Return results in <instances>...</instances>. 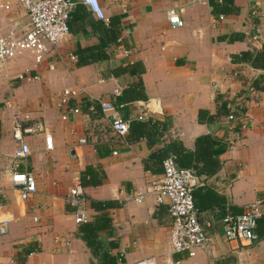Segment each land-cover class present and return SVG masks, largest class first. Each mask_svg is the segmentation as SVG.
<instances>
[{"label":"crops","instance_id":"0c3cea01","mask_svg":"<svg viewBox=\"0 0 264 264\" xmlns=\"http://www.w3.org/2000/svg\"><path fill=\"white\" fill-rule=\"evenodd\" d=\"M100 2L108 18L117 15L122 21L121 41L117 48L109 47L113 58L77 65L75 52L101 41L95 26L102 20L86 8L85 15L74 11L69 35L48 46L42 63H37L34 52L0 62V224H7L6 234L0 235V264H99L82 237L86 223L77 222L84 215L87 224L93 223L99 213L90 209L91 201L116 203L109 210L112 227L99 233L98 239L102 241L99 255L108 249L120 258L119 264L142 259L157 264H264V216L258 221L256 242H229L223 233L228 213L243 212L264 200V91L245 92L249 83L242 81L264 76V70L232 61L233 55L263 46L264 18L254 14L264 13V0H234L237 12L223 15L222 20L213 14L208 0ZM171 9H178L184 27L171 26ZM28 29L29 19L19 0H0V34L20 39ZM254 32L259 34L257 41L250 38ZM133 63H142L145 72L111 74ZM27 72L38 79L20 81ZM140 79L148 101L124 103V91ZM66 89L77 91L70 105L81 112L64 121L58 102ZM243 94L248 99L238 110L244 121L238 128L221 114L220 103L226 102L228 108ZM100 101H112L130 122L168 119L170 125L153 145L148 139L132 143L128 135H115L100 111ZM150 101L158 103L160 112L145 116L144 104ZM91 102L96 113L89 111ZM201 110L214 120L201 122ZM15 119L40 122L53 138V150L48 151L43 134L25 137L31 154L20 171L34 174L37 184V192L26 201L11 181L13 155L20 148L13 137ZM208 136L212 139L197 144L198 138ZM175 141L195 153V167L189 169L198 178L196 205L200 221L210 224L211 249H199L194 257L173 251L168 207L158 206L151 191L163 175V163H151V156ZM89 166L104 177L99 186L84 188L80 177ZM75 187L84 200L77 207L69 201ZM138 188L149 193L141 202L130 200L129 194ZM207 192L216 194L209 205L201 198ZM112 241L118 243L116 249H110ZM30 244L39 250L26 255Z\"/></svg>","mask_w":264,"mask_h":264},{"label":"built area","instance_id":"2783aa9c","mask_svg":"<svg viewBox=\"0 0 264 264\" xmlns=\"http://www.w3.org/2000/svg\"><path fill=\"white\" fill-rule=\"evenodd\" d=\"M80 0H19L27 13L29 29L24 37L17 39L4 37L0 34V62L16 59L26 52L36 54L37 63H42L44 53L48 46H56L64 41L69 35V23L76 5ZM88 11L98 19L108 23L109 18L104 12L100 0H81ZM5 9H9L8 6ZM171 26L176 28L184 27L185 23L179 15L178 9H171L168 13ZM258 19L264 18L262 11L254 14ZM220 20L223 15L218 16ZM251 40L257 41L259 34L254 32L250 35ZM121 40H119L120 42ZM22 82H31L38 79L31 73H25L19 77ZM252 93V91H251ZM254 93V91H253ZM76 90L66 89L60 96L58 106L61 110L62 120L67 121L70 115H77L81 112L79 107L70 105L71 101L77 98ZM256 99L258 98L255 96ZM245 94L238 97L239 103H228L229 115L227 119L232 125L241 127L244 123L243 114L238 111L247 102ZM95 102L89 105V111L97 112ZM156 101L144 104L145 116L150 112H160ZM100 111L111 123L116 136L126 137L130 132V121L124 119L119 107L112 101H100ZM29 119H26V121ZM13 137L20 144V148L13 155L11 168V181L18 190L23 201L29 200L37 192L35 175L23 173L20 166L31 154L30 146L25 141L27 135L43 134L45 136L46 149L53 150V138L47 128L40 122L27 124L19 119L13 123ZM244 126V125H243ZM81 143H86L85 139ZM198 185V178L193 169H181L177 166L176 157L169 156L163 161L162 180L153 186L152 193L156 196L158 206L166 205L171 217V243L175 253H188L190 257L196 255V251L211 248V237L208 233L209 223H202L199 219L198 209L195 205L194 191ZM149 193V190L138 188L129 194L128 198L141 202ZM69 201L73 206L83 204V196L79 188L71 189ZM264 216V200H257L247 206L240 214L228 213L223 219V233L227 241H249L256 242L258 221ZM78 223H87L84 215L77 217ZM7 232V224H0V235ZM136 264H157L152 259H142Z\"/></svg>","mask_w":264,"mask_h":264},{"label":"trees","instance_id":"16d2710c","mask_svg":"<svg viewBox=\"0 0 264 264\" xmlns=\"http://www.w3.org/2000/svg\"><path fill=\"white\" fill-rule=\"evenodd\" d=\"M208 3L212 8L213 14L216 16L227 15L237 12L234 0H208ZM86 8L87 7L83 4H77L74 11L76 12L77 9L80 13L85 15L87 14ZM121 23V17L115 15L109 18L108 24L104 23L103 21L96 24L95 28L100 36L101 41L98 45L87 46L78 49L75 52L77 58V65L79 67H82L98 62H103L109 60L110 58H113L114 53L112 51H109V47L114 49L118 47V40L121 32ZM233 38L234 36H231L230 40H232ZM232 61L234 63L248 62L252 68L264 70V44L261 49L246 50L238 55H233ZM124 72L130 73L131 75L140 76L145 72V68L142 63L125 64L123 67L115 68L114 70H112L111 74L114 76H119ZM242 81H247L249 83V87H246L245 92H248L249 90L264 91L263 75L256 79H253L252 81L245 79H242ZM136 100L148 101L147 96L144 93L143 82L141 79L135 84H132L131 86L126 88L122 96V101L124 103H129ZM220 104L222 106L221 114L224 116L229 115L227 103L222 101ZM199 120L201 122H210L214 120V117L211 116L208 111L201 110L199 112ZM169 123L170 121L168 119L163 122L154 119H149L147 121H133L130 123V132L128 134V139L132 143L138 142L142 139H148L149 144L153 145L155 142L154 138H156V136L161 137L165 130H168V126L170 125ZM207 139H212V137H200L197 140V144H200ZM221 151L224 152L225 148H222ZM172 155L176 157V163L179 168L188 169L195 167V153L185 148L184 144L180 141H175L169 145H165L164 148H162L156 154L151 156L150 161L151 163L158 161L162 164L167 157ZM147 168L150 171L153 170L152 165H150V163L147 164ZM103 177L104 174L102 172L92 166H89L81 174V187L87 188L91 186H99L102 183ZM215 197L216 194L213 192H207L203 196H201V198L207 199L208 205L209 203H213V199ZM196 198H198V190L194 191L195 205ZM198 206L199 205L197 204L196 208ZM89 207L90 209H93L99 214L96 215L93 223H86L81 228L83 239L87 243V246L91 249L93 256L95 258H99V264H119L120 258L118 256L113 255L111 252H109L108 249H102L103 251L101 255H99V250L101 248L102 241L98 239L99 233L111 229L112 218L110 216L109 210L115 208L116 203L113 201H91L89 203ZM233 210V214H240L242 212L241 210ZM117 247V242L112 241L110 243V249H116ZM25 249H27L25 250L26 255L32 254L39 250L36 244H30L29 247H25Z\"/></svg>","mask_w":264,"mask_h":264}]
</instances>
